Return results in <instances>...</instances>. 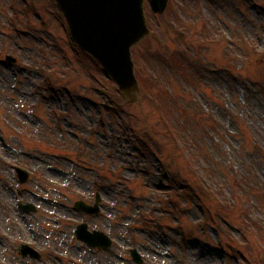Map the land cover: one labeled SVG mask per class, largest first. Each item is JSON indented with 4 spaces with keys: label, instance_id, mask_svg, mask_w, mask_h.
Returning <instances> with one entry per match:
<instances>
[{
    "label": "rangeland",
    "instance_id": "obj_1",
    "mask_svg": "<svg viewBox=\"0 0 264 264\" xmlns=\"http://www.w3.org/2000/svg\"><path fill=\"white\" fill-rule=\"evenodd\" d=\"M30 1L0 0V264H136L132 247L145 264H264L257 236L264 234V0H168L162 14L145 1L151 33L134 47L137 67L149 75L151 65L187 98L181 106L209 118L187 125L179 139L143 95L134 103L111 97L121 106L104 109L93 82L105 89L108 76L71 42L56 6L34 0V12L24 8ZM180 31L204 70L191 85L168 62L146 60L177 48ZM200 33L210 38L201 51ZM240 39L253 44L250 56ZM43 67L52 94L43 90ZM139 137L150 146L142 156ZM15 166L30 173L25 184ZM176 172L181 183L200 177L210 190L201 205L183 200L186 211L172 220L163 200ZM97 193L99 214L74 208ZM80 222L113 245L79 240ZM22 243L42 259L22 257Z\"/></svg>",
    "mask_w": 264,
    "mask_h": 264
},
{
    "label": "water",
    "instance_id": "obj_2",
    "mask_svg": "<svg viewBox=\"0 0 264 264\" xmlns=\"http://www.w3.org/2000/svg\"><path fill=\"white\" fill-rule=\"evenodd\" d=\"M59 8L66 16L73 39L79 46L93 55L103 64L119 85L120 92L130 101H136L140 96V85L134 73V63L131 47L139 42L149 29L143 10L144 0H56ZM155 12H163L167 0H150ZM14 62L15 59L7 56ZM22 182L29 174L17 168ZM99 197L94 206L83 201L76 202V208L91 213L99 212ZM26 210H35L31 204L24 206ZM78 236L93 245L109 247L111 239L101 231L90 232L87 224L77 228ZM24 256L30 253L40 258L41 254L28 245H23ZM132 254L138 264H143L139 253L133 249Z\"/></svg>",
    "mask_w": 264,
    "mask_h": 264
},
{
    "label": "trees",
    "instance_id": "obj_3",
    "mask_svg": "<svg viewBox=\"0 0 264 264\" xmlns=\"http://www.w3.org/2000/svg\"><path fill=\"white\" fill-rule=\"evenodd\" d=\"M178 36L180 42L184 40V33L182 34L179 32ZM198 43L202 44L201 42ZM236 44L247 50V52L250 51V47L243 41V39H240ZM262 58L264 59V54L262 55ZM154 59L157 60V63L160 62L163 65V62H168V65H170L168 67L172 70L174 77H176L175 74L177 71H182L183 75L180 76V78H183L184 81L190 85L194 84V82L196 83V81L201 78V73L203 71L200 63L201 60L194 57L189 47L185 46L184 48L180 47L175 50H167L165 53H157L156 56L155 54L150 55L146 60L150 63V61L155 62ZM226 65L229 66V64ZM146 68L149 75L142 73L140 68L137 69L144 97L159 113L161 119L167 124L168 130L176 137V139H179V137L181 138V133L186 130L187 125L198 124L199 121L202 123L205 118L209 119L205 114L203 115L200 110L193 111L191 106H181L180 103L184 101L186 102L187 98L184 99L178 90L173 91V87L165 84L162 81L163 77L156 75L152 71L154 68L151 67V65L147 66L146 63ZM262 82H264V80ZM107 94L108 100H106V104L111 101L113 95H118L116 91L113 93L107 92ZM115 106L116 105L112 107ZM181 107H183L185 111L179 115L177 113L180 112ZM173 122L176 123L175 126L172 125ZM145 136H147V134H145ZM139 142L142 145L140 151H147L148 142L143 138H141ZM179 179L180 173L176 172L173 178L175 183V193L171 195L169 200H167V203L171 206L169 215L172 217H176L180 209H183L182 201L184 199L187 201L199 200L202 195H208L210 190L205 180L200 177H198L196 181L195 179L190 181V179L184 178L183 183H180ZM241 179L242 178L236 179V184H238ZM206 213H208V211H206ZM257 236L260 242H264L263 233L257 232Z\"/></svg>",
    "mask_w": 264,
    "mask_h": 264
}]
</instances>
